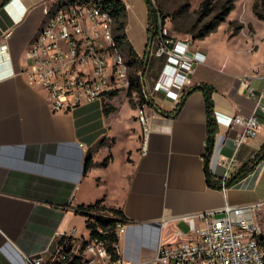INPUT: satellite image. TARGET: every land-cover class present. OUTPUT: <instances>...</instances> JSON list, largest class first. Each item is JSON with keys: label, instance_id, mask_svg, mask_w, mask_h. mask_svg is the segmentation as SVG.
<instances>
[{"label": "crops", "instance_id": "0c3cea01", "mask_svg": "<svg viewBox=\"0 0 264 264\" xmlns=\"http://www.w3.org/2000/svg\"><path fill=\"white\" fill-rule=\"evenodd\" d=\"M53 1L9 0L0 7V45H8L7 50L0 49V229L11 241L0 252V264H25L16 247L25 253L50 248L72 231L66 223L82 215L78 206L101 199L126 217L119 245L122 256L132 264H153L160 247L188 239L187 215L221 209L227 203L264 202V160L226 191L208 185L204 170L207 111L201 90L186 98L175 117L156 111V126L145 144L139 107L121 103V94L129 90L69 111H52L46 92L30 85L21 71L28 64L26 50L44 20L43 2ZM123 1L128 10L127 39L141 58L147 45L148 9L144 0ZM217 28L197 39L195 45L206 60L197 66L187 91L199 84L213 88L218 130L210 171L221 182L226 170L223 157H235L232 178L264 145V113L259 114L258 135L239 147L240 128L231 127L235 114L254 111L256 98L245 96L241 79L248 77L259 94L264 88L260 78L264 59L257 56L262 41L250 39L249 60L234 68L214 63L205 41ZM163 67L164 59H150L144 83L150 99L171 112L184 94L157 88ZM107 107L112 110L106 112ZM88 158L92 167L86 172ZM232 216L249 217V213ZM259 221L264 227V206ZM44 256L47 260L48 254Z\"/></svg>", "mask_w": 264, "mask_h": 264}, {"label": "built area", "instance_id": "2783aa9c", "mask_svg": "<svg viewBox=\"0 0 264 264\" xmlns=\"http://www.w3.org/2000/svg\"><path fill=\"white\" fill-rule=\"evenodd\" d=\"M55 2H43L42 26L26 50L28 64L21 72L28 83L46 92L54 112L69 111L111 93L129 90L132 83L130 67L116 42V21L112 14L87 0H64L65 3L57 7H54ZM0 49L5 51L8 45L2 43ZM152 58L164 59L157 88L163 92L177 90L181 94L187 91L197 66L206 60L205 54L194 44L193 36L176 39L162 26L150 48L149 60ZM260 78L264 79V74ZM241 87L247 98H256V106L251 115L235 114L232 118L231 127L240 128L237 147L258 135L261 128L259 114L264 113V88L257 94L248 77L241 79ZM137 116L145 144L156 126L158 115L152 106L143 103ZM221 161L226 170L220 189L226 191L235 157H223ZM263 206L264 202L227 203L221 209L185 216L191 236L160 247L152 263L264 264V227L259 221ZM98 210L91 213L100 215L96 213ZM245 211L249 217L235 219L232 216ZM220 213L222 215H218ZM126 228V221L117 222L118 239ZM98 229L105 233L102 228ZM64 235L67 239L63 243L56 242L36 253H25L16 248L25 264H132L122 256L119 242L115 244L118 258L113 260L106 241L91 238L90 231L88 237H77L75 229ZM10 242L0 229V252Z\"/></svg>", "mask_w": 264, "mask_h": 264}, {"label": "trees", "instance_id": "16d2710c", "mask_svg": "<svg viewBox=\"0 0 264 264\" xmlns=\"http://www.w3.org/2000/svg\"><path fill=\"white\" fill-rule=\"evenodd\" d=\"M9 0H2L0 2V7L4 6ZM73 1V0H70ZM88 2L95 3L105 9H107L116 21L115 26V39L120 47L123 55L128 62L130 67V76H131V86L129 89L130 93H136L137 98L140 104L148 103L156 111L166 114L170 117L177 116L186 100V98L195 90H201L205 95L206 101V111H207V131L208 138L206 143V152L204 157V170L206 174V180L208 185L212 187H220V181H217L213 178L210 171V159L214 150V143L217 133V122L214 112V102L212 100L213 88L207 84H199L191 87L186 91L182 97V100L178 103L177 107L171 112H165L160 109L152 99L148 96L144 83V74L146 72L148 61H149V52L151 45L160 32V27H164L167 19V15L162 13L158 7H156L152 0H144L147 9H148V26H147V45L146 51L142 58H139L135 52L134 47L131 45L127 39L126 26L128 22V10L125 2L123 0H87ZM64 0H56L54 7L63 5ZM215 0H203L198 10V19L195 24L189 29V33L192 34L193 38H204L209 33L213 32L221 22L225 21L228 14L233 9V0H224L219 8L215 11ZM254 12L257 14L259 19L264 20V0H257L254 5ZM243 28V25L236 27V31H240ZM116 93H111L109 95H115ZM112 110L111 107L105 109L106 112ZM110 157H107L104 161V164L107 163ZM264 160V145L262 146L259 153L256 155L255 159L250 163L244 166L236 175H234L228 181V186H231L243 178H245L249 173H251L256 165ZM92 167V159L88 158L85 165V171H89ZM97 209H108L113 212L116 216L115 218H103L100 215H93L91 211ZM77 212H80L85 216V224L87 229L90 231L91 238L99 237L106 241L109 250L112 253V259L116 260L118 255L116 253L115 244L119 242L118 236L115 233V227L117 222L126 221V217L121 209H116L108 207L104 204L103 199L97 200L95 203L88 205H80L76 208ZM102 228L105 233H100L98 228ZM66 236L63 235L57 241L58 243H63L66 241Z\"/></svg>", "mask_w": 264, "mask_h": 264}, {"label": "rangeland", "instance_id": "374dc122", "mask_svg": "<svg viewBox=\"0 0 264 264\" xmlns=\"http://www.w3.org/2000/svg\"><path fill=\"white\" fill-rule=\"evenodd\" d=\"M154 5L160 9L162 13L167 15L164 26L165 32L176 39H187L192 36L189 29L197 21L199 15L198 10L203 0H152ZM224 0H215V11L219 8ZM257 0H233V9L228 14L224 22L219 26L218 31L214 35H210L205 45L209 51V57L214 63H228L230 67H238L240 61L249 60L251 54L247 51L250 39H254L257 43L262 41L258 58L264 59V20L259 19L254 12V5ZM243 25L241 31H236V27ZM228 32L229 38H226ZM239 35H238V34ZM237 35V36H236ZM235 36V37H234ZM194 39V38H193ZM198 38L194 39V44L198 42ZM254 45L252 50H254ZM254 52V51H253ZM162 71V70H161ZM150 76V74H148ZM121 103H130L132 107H139L136 93L121 94ZM100 215L114 216L113 212L108 209L98 210ZM85 217V216H84ZM82 215L71 217L66 226H71L78 234L89 236V230L85 224V218Z\"/></svg>", "mask_w": 264, "mask_h": 264}]
</instances>
